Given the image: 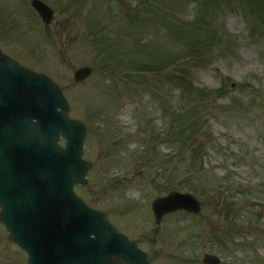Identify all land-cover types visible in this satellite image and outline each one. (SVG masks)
I'll return each instance as SVG.
<instances>
[{
  "label": "rangeland",
  "instance_id": "1",
  "mask_svg": "<svg viewBox=\"0 0 264 264\" xmlns=\"http://www.w3.org/2000/svg\"><path fill=\"white\" fill-rule=\"evenodd\" d=\"M41 1L54 14L45 31L25 0H0V47L50 78L69 118L85 126L82 158L91 169L75 194L150 264H202L205 255L220 264H264V0ZM132 41L142 53L127 63L166 65L193 46L198 53L135 79L111 55ZM100 47L107 52L98 54ZM83 67L93 74L74 84ZM178 69L207 95L193 104L201 105L203 124L189 147L168 135L171 114L192 115L185 89L164 78ZM172 189L190 193L201 212L169 214L155 226L151 204ZM0 264H27L2 225Z\"/></svg>",
  "mask_w": 264,
  "mask_h": 264
},
{
  "label": "water",
  "instance_id": "2",
  "mask_svg": "<svg viewBox=\"0 0 264 264\" xmlns=\"http://www.w3.org/2000/svg\"><path fill=\"white\" fill-rule=\"evenodd\" d=\"M32 5L49 24L51 11L37 1ZM91 73L79 69L73 81ZM67 113L48 78L0 59V223L9 241L27 253V264H149L104 214L75 197L73 187L85 185L91 165L81 159L85 128ZM152 211L159 225L173 212L197 215L200 206L189 195L171 193L154 201ZM203 264L219 261L205 256Z\"/></svg>",
  "mask_w": 264,
  "mask_h": 264
},
{
  "label": "trees",
  "instance_id": "3",
  "mask_svg": "<svg viewBox=\"0 0 264 264\" xmlns=\"http://www.w3.org/2000/svg\"><path fill=\"white\" fill-rule=\"evenodd\" d=\"M186 73L187 72L185 70H178L175 74H168L166 76V81L168 83H171L173 85L180 84L181 88L185 89V93L182 94L186 96L188 113L192 114L189 119H186V117L182 114V110H180V112H176V114L173 113L170 115L169 120L171 130L169 131L168 135L170 139H172L171 143L178 147L192 146V139L197 137V128L202 129V117H197V115L200 114V111L198 109L201 108V105L199 107H195L193 106V104H196L198 101L204 99L207 96L205 94L200 95V93L202 92L198 93L192 88V85H190L191 83L187 79L188 76ZM190 97H194V99L190 100ZM172 123L174 124V126L172 125ZM185 134H187V137Z\"/></svg>",
  "mask_w": 264,
  "mask_h": 264
},
{
  "label": "flooded vegetation",
  "instance_id": "4",
  "mask_svg": "<svg viewBox=\"0 0 264 264\" xmlns=\"http://www.w3.org/2000/svg\"><path fill=\"white\" fill-rule=\"evenodd\" d=\"M32 1H34V0H25L26 7H27V9L33 14V16L35 17V20H36V22L38 23V25H39L40 27H42V25H41L42 23H41L40 18L36 15V13H35V12L33 11V9H32ZM52 22H53V19H52L50 25L52 24ZM48 27H50V26H48ZM46 29H47V28L43 26V30L45 31Z\"/></svg>",
  "mask_w": 264,
  "mask_h": 264
},
{
  "label": "bare ground",
  "instance_id": "5",
  "mask_svg": "<svg viewBox=\"0 0 264 264\" xmlns=\"http://www.w3.org/2000/svg\"><path fill=\"white\" fill-rule=\"evenodd\" d=\"M126 113H127V112H126ZM126 113H125V114H126ZM124 119H125V117H122V120H124Z\"/></svg>",
  "mask_w": 264,
  "mask_h": 264
}]
</instances>
